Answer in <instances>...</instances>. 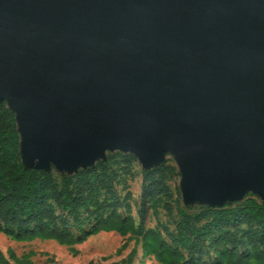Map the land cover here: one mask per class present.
Instances as JSON below:
<instances>
[{
	"label": "water",
	"instance_id": "95a60500",
	"mask_svg": "<svg viewBox=\"0 0 264 264\" xmlns=\"http://www.w3.org/2000/svg\"><path fill=\"white\" fill-rule=\"evenodd\" d=\"M0 102L26 168L169 153L185 204L264 201V0H0Z\"/></svg>",
	"mask_w": 264,
	"mask_h": 264
},
{
	"label": "trees",
	"instance_id": "16d2710c",
	"mask_svg": "<svg viewBox=\"0 0 264 264\" xmlns=\"http://www.w3.org/2000/svg\"><path fill=\"white\" fill-rule=\"evenodd\" d=\"M17 148L14 115L5 102H0V231L20 239L39 237L69 245L99 229L123 230L134 226L130 216L116 212L121 205L118 200L97 201L92 204L93 209L91 206L87 209L88 215L81 218L76 210L84 205V198L94 189V182L88 176L90 170H81L75 180L63 175L58 182L51 171L24 167ZM172 170L174 168L165 164L142 169L138 233L143 231L146 199L167 193L164 176ZM58 209L65 210L66 214L57 213ZM108 209L112 211L101 218L100 214ZM178 215L181 219L176 235L163 225L161 229L178 248L189 251L191 257L180 261L179 252L167 245L158 254L165 255L168 264H249V259L257 255L264 259V201L259 198H248L237 206L226 203L222 208L203 207L193 214L179 210ZM92 216L94 224L74 237L71 229H80ZM155 235L154 230L143 234L144 237ZM204 241H208L206 247L201 245ZM219 246L224 253L206 262L203 257ZM241 248L244 250L239 252ZM0 264H11L1 249ZM18 264L33 263L25 258Z\"/></svg>",
	"mask_w": 264,
	"mask_h": 264
},
{
	"label": "rangeland",
	"instance_id": "374dc122",
	"mask_svg": "<svg viewBox=\"0 0 264 264\" xmlns=\"http://www.w3.org/2000/svg\"><path fill=\"white\" fill-rule=\"evenodd\" d=\"M17 156L24 166L21 160L19 136ZM104 156V159H96L93 165L78 168L70 173L57 170L54 166L51 167V172L59 182L63 175L75 180L78 172L90 170L88 176L94 182V189L84 198V205L78 207L76 213L84 218L88 215L87 209L90 206L93 209V203L103 200L107 202L118 200L121 205L115 209L116 212L122 216H130L134 220V226L123 230L99 229L83 240L69 245L61 244L54 239L39 237L20 239L16 238L14 234H6L0 231V249L11 264H18L19 260L25 258L30 259L33 264H168L167 257L158 254L167 245L179 252L180 261L188 260L191 257L189 251L178 248L166 237L161 225L165 226L168 232L176 235L181 219L178 215L179 210L193 214L201 208L209 206L199 202L190 204L183 202L179 189L180 173L173 156L167 153L161 163L174 168L172 171H167L164 176L168 186L167 193L146 199L147 210L142 233L137 232L142 190L143 168L141 163L130 152L107 150ZM256 197L255 194L248 192L241 199L225 202L223 206L226 203H233V206H237L248 198ZM223 206L215 208H222ZM111 211L110 209L104 211L100 217L105 218ZM56 212L62 215L66 214V211L61 209L56 210ZM93 224L94 216L83 227L71 229V232L74 237H78L81 232L88 231ZM240 228H244V226L240 225ZM146 230H154L156 235L144 237L143 234ZM207 243L208 241H204L201 245L206 247ZM238 250L242 252L244 248ZM247 250L251 252V247H248ZM222 253H224V249L219 246L210 249L209 254L203 259L206 262H212L216 255L219 256ZM263 260L257 255L256 258L249 259V264H262Z\"/></svg>",
	"mask_w": 264,
	"mask_h": 264
}]
</instances>
